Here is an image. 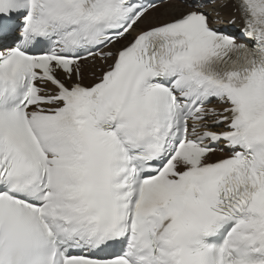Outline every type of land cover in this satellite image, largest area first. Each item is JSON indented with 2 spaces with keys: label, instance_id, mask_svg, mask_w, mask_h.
<instances>
[{
  "label": "snow or ice",
  "instance_id": "obj_1",
  "mask_svg": "<svg viewBox=\"0 0 264 264\" xmlns=\"http://www.w3.org/2000/svg\"><path fill=\"white\" fill-rule=\"evenodd\" d=\"M0 264H264V0H0Z\"/></svg>",
  "mask_w": 264,
  "mask_h": 264
},
{
  "label": "bare ground",
  "instance_id": "obj_2",
  "mask_svg": "<svg viewBox=\"0 0 264 264\" xmlns=\"http://www.w3.org/2000/svg\"><path fill=\"white\" fill-rule=\"evenodd\" d=\"M181 10H183V8H181ZM171 9L168 8L167 5H163L161 6L160 12L159 13H153L152 15H154L157 19H159V21H164L170 18L169 15H167L168 12H170ZM231 14V10H225L222 13V19L220 21V23H226L228 20L229 15ZM215 19V18H214ZM145 25L142 23L140 25V27H144ZM131 38V37H130ZM127 43V42H126ZM224 155H220V156H215L214 158H212L211 160H216L218 158H222Z\"/></svg>",
  "mask_w": 264,
  "mask_h": 264
},
{
  "label": "rangeland",
  "instance_id": "obj_3",
  "mask_svg": "<svg viewBox=\"0 0 264 264\" xmlns=\"http://www.w3.org/2000/svg\"><path fill=\"white\" fill-rule=\"evenodd\" d=\"M159 20V19H158Z\"/></svg>",
  "mask_w": 264,
  "mask_h": 264
}]
</instances>
